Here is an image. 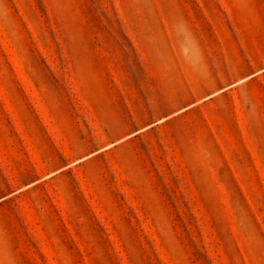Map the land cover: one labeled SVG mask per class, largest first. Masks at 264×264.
Masks as SVG:
<instances>
[{
    "label": "rangeland",
    "instance_id": "1",
    "mask_svg": "<svg viewBox=\"0 0 264 264\" xmlns=\"http://www.w3.org/2000/svg\"><path fill=\"white\" fill-rule=\"evenodd\" d=\"M0 264H264V0H0Z\"/></svg>",
    "mask_w": 264,
    "mask_h": 264
}]
</instances>
